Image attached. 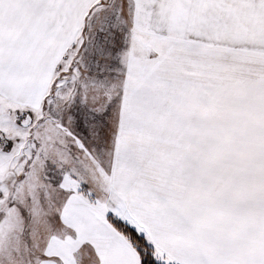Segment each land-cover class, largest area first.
<instances>
[{"label": "snow or ice", "instance_id": "snow-or-ice-1", "mask_svg": "<svg viewBox=\"0 0 264 264\" xmlns=\"http://www.w3.org/2000/svg\"><path fill=\"white\" fill-rule=\"evenodd\" d=\"M0 264H264V0H0Z\"/></svg>", "mask_w": 264, "mask_h": 264}]
</instances>
